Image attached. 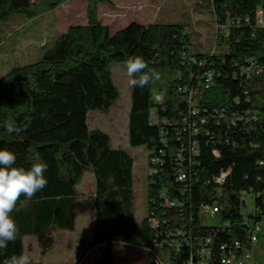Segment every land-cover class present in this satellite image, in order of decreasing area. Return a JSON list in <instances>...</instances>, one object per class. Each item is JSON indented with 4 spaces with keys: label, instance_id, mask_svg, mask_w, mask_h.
Masks as SVG:
<instances>
[{
    "label": "trees",
    "instance_id": "trees-1",
    "mask_svg": "<svg viewBox=\"0 0 264 264\" xmlns=\"http://www.w3.org/2000/svg\"><path fill=\"white\" fill-rule=\"evenodd\" d=\"M67 1L0 0V21L15 13L34 18ZM86 1L87 24L70 26L40 59L0 77V149L15 152L17 165L29 167L35 153L48 165L47 186L31 199L21 195L11 213L19 225L14 242L24 247L25 237L34 236L46 251L54 231H75L77 187L92 171L96 183L87 203L96 220L90 246L104 244L101 264H114L118 242L148 248L151 264L198 262L207 239L208 264L250 249L245 220L264 215V0H208L225 27L217 29V44L228 48L220 55L192 54L185 24L133 21L112 32L98 18L99 5L110 1ZM133 55H142L161 76L131 87L130 146H146L161 159L153 164L158 172L148 176L149 209L141 220L134 157L87 121L90 110L108 113L120 97L111 62ZM250 60L259 71L247 77L241 70ZM207 71L214 72L210 84L202 78ZM154 92L162 93L161 102ZM8 119L25 131L9 134L3 127ZM245 191L255 195L256 209L248 216L242 213ZM214 204L220 226L209 225L203 210Z\"/></svg>",
    "mask_w": 264,
    "mask_h": 264
},
{
    "label": "rangeland",
    "instance_id": "rangeland-1",
    "mask_svg": "<svg viewBox=\"0 0 264 264\" xmlns=\"http://www.w3.org/2000/svg\"><path fill=\"white\" fill-rule=\"evenodd\" d=\"M109 4L98 7V18L115 32L136 20L143 23L185 24L189 50L192 54H224L228 48L217 44V29L225 30L216 21L215 13L198 0H109ZM88 23V2L68 0L55 10L29 18L15 13L8 21H0V77L15 66L37 61L45 49L52 47L57 37L72 25ZM126 61L111 62V71L120 97L108 113L98 110L88 112L90 129H101L108 133L115 148L126 149L134 157L136 214L141 220L148 215V176L150 174V151L146 146L131 147L129 143V116L131 109V87L126 72ZM159 92H154V98ZM95 175L87 171L78 185L76 203L77 225L75 231L53 232L54 244L44 251L36 237L26 236L24 247L14 241L6 249H0V264L7 257L26 251L32 264H101L104 244L91 247L92 229L96 212L87 203V195L95 189ZM245 216L255 211V195L243 192ZM209 225H222L220 214L208 217ZM85 254L84 246H88ZM157 250V249H155ZM255 258L264 264V236L255 248ZM152 254L144 246L125 242L116 243L114 264H151Z\"/></svg>",
    "mask_w": 264,
    "mask_h": 264
},
{
    "label": "clouds",
    "instance_id": "clouds-1",
    "mask_svg": "<svg viewBox=\"0 0 264 264\" xmlns=\"http://www.w3.org/2000/svg\"><path fill=\"white\" fill-rule=\"evenodd\" d=\"M128 83L132 87H145L161 79L160 73L149 67L142 55L129 56L125 62ZM3 127L9 134H20L25 128L13 120L4 121ZM30 166L17 165V155L9 149H0V249L16 240L19 225L11 215L16 210L21 195L31 199L47 186L45 176L47 162L39 153L29 156ZM3 264H32V257L22 251L7 257Z\"/></svg>",
    "mask_w": 264,
    "mask_h": 264
},
{
    "label": "built area",
    "instance_id": "built-area-1",
    "mask_svg": "<svg viewBox=\"0 0 264 264\" xmlns=\"http://www.w3.org/2000/svg\"><path fill=\"white\" fill-rule=\"evenodd\" d=\"M221 24V26H224L222 22H219ZM259 23L264 25V20L262 17V14L259 13ZM225 28V27H224ZM225 31V30H223ZM251 62V66L246 67L244 69L241 70V73L243 75H246L247 77H250L252 74H254L255 70H257V68L254 66V62L253 60H250ZM259 71V70H257ZM203 79L206 80L207 84L212 83V81L214 80V72H206L204 75H202ZM203 81H199V84L204 83ZM188 88H184V91H188ZM190 91V90H189ZM190 94V101L195 103V93L194 91L189 92ZM163 99V95L162 93L159 92V94L156 96V100L161 102ZM192 146V152L194 154H198L199 153V146L197 144L196 141L192 142L191 144ZM150 151V174H156L158 171L157 169L153 166V164L159 163L161 162V159L159 157H157V154L155 151L153 150H149ZM226 177V173L222 174L221 177L217 178L218 182H223L225 180ZM187 178V172L185 170H182L179 174V180L183 181ZM203 210L205 212V214L207 215V218L212 216H216L218 214H220V208L218 205L214 204V205H205L203 207ZM154 226H158V221L155 219L152 221ZM245 223L247 224V226L249 227V237H250V241L252 243V246L250 249H246L243 250L239 255H231V256H224L222 258V263L223 264H263L261 261L257 260L255 258V248L257 246V244L260 242L261 238L264 236V215H262L259 219H254V220H250L249 218H247L245 220ZM211 244V240L207 239L206 243L203 245L202 244V248L200 251V254L202 256V259H199L198 262H196L194 259H191L187 262V264H208V258H209V250H208V246ZM236 246L240 247V245L237 243ZM222 248H224V246H222Z\"/></svg>",
    "mask_w": 264,
    "mask_h": 264
},
{
    "label": "crops",
    "instance_id": "crops-1",
    "mask_svg": "<svg viewBox=\"0 0 264 264\" xmlns=\"http://www.w3.org/2000/svg\"><path fill=\"white\" fill-rule=\"evenodd\" d=\"M189 2H190V3H195L196 0H190ZM134 21H135V22H139V21H136V20H134ZM132 22H133V21H132ZM152 22H154V20L151 21L150 23H152ZM130 23H131V22H130ZM130 23H129V24H130ZM139 23H141V22H139ZM141 24H146V23H143V22H142ZM148 24H149V23H148ZM126 26H127V25H126ZM126 26H125V27H126ZM123 28H124V27H123ZM48 49H50V47H48L47 49H45L44 53H45ZM44 53H43V54H44Z\"/></svg>",
    "mask_w": 264,
    "mask_h": 264
}]
</instances>
